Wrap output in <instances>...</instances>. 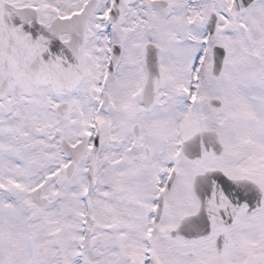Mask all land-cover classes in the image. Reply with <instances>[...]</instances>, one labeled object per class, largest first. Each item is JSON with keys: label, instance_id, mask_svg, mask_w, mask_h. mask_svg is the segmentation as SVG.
<instances>
[{"label": "flooded vegetation", "instance_id": "1", "mask_svg": "<svg viewBox=\"0 0 264 264\" xmlns=\"http://www.w3.org/2000/svg\"><path fill=\"white\" fill-rule=\"evenodd\" d=\"M15 7L34 8L26 3ZM36 11L38 22L49 25L51 20L41 22ZM140 20H135L139 27L133 25L128 32L134 40L144 36L127 43H132L128 45L134 49L131 57L142 70L132 79L118 73L123 46L115 68L109 71L115 45L111 44L102 73L96 75V89L90 85L85 50L82 81L70 93H52L41 87L26 95L14 91L12 80L7 82V92L0 100L2 264H7V258L12 264H44L43 253L27 249L33 238L27 224L38 225V234L44 227L51 228L48 238L57 239L62 228L74 224L67 197L76 193L81 197L78 222L84 227L82 235L64 249L52 240L54 248L47 251L46 264H241L236 256L246 255L252 241L264 245V76L260 97L249 95L246 102L251 131L238 141L232 136L227 153L218 135L222 153L212 151L190 159L182 144L195 131L188 134L180 113L168 109L160 72L155 100L149 97L144 49L154 44L160 56L154 43L159 29L149 27L147 18L144 23ZM59 37L65 42L69 34ZM138 46L141 51L136 54ZM170 112L176 121L172 124ZM28 161L35 170L31 183L36 182L30 189ZM210 172L240 185V189L253 187L260 199L255 209L239 204L228 225L204 234L199 233L203 225L181 224L200 207L195 179ZM31 192H35L37 202L31 200ZM44 193H53L56 200L50 202ZM6 203L13 209L1 212ZM18 222L22 226L16 242L3 231L5 225H10V230ZM260 252L264 264V246Z\"/></svg>", "mask_w": 264, "mask_h": 264}, {"label": "rangeland", "instance_id": "2", "mask_svg": "<svg viewBox=\"0 0 264 264\" xmlns=\"http://www.w3.org/2000/svg\"><path fill=\"white\" fill-rule=\"evenodd\" d=\"M5 1L15 6L26 3L40 12L41 22H48L58 15L79 10L88 0H21L23 3L20 0ZM167 1L168 8L156 12L149 6L150 0H120L119 20L112 23L107 19L111 0H97L85 28V62L92 77L90 85L94 84L96 89L99 81L96 75L102 73L105 52L111 44L123 46L124 57L118 70V73L122 72V78L132 79L134 75L142 73L131 57L134 49L128 48V45L132 43H127L143 39L144 36L134 40L132 36H128V32L130 33L133 25L138 26L135 22L138 17L143 23L147 18L149 27L159 29V33L155 32L157 37L154 43L160 50V73L164 78L163 94L168 95V109L173 113H180V118L185 120L184 128L186 126L188 134L212 127L219 134L220 140L224 141L225 147L227 146V153L233 143L232 136H236L238 141L247 135L246 132L251 131L249 110L246 107L249 95H258L259 98L261 94V75L264 76V0L257 1L243 13L237 27H232L227 17L231 0ZM211 14L216 15L217 23L214 34L208 38L207 21ZM147 39L151 37L147 36ZM213 46H221L226 51L222 71L217 78L211 74ZM138 48L136 54L141 51V46ZM92 91L93 94L96 93L94 88ZM210 99L219 100L221 106L218 109L211 108L208 104ZM172 112L169 119L171 124L176 122ZM28 163L29 161L27 189H30L36 182L31 183L35 170ZM44 195L50 202L56 200L53 193ZM70 195L67 200L70 214L74 216V224L62 228L57 239L48 238L53 229L44 227L42 233L38 234V225L36 227L34 223L27 224L28 232L33 237L27 242V249L37 255L43 253L44 264L48 258L47 251L54 248L52 240H55L58 248L64 249L74 241L78 242L82 235L84 227H80L78 222L81 197L78 193ZM60 197L64 198L65 195L61 194ZM5 205L7 207L1 212L13 209L12 204ZM9 226L5 225L3 232L10 233L12 239L19 242L18 234L22 225L19 222L13 224L10 230ZM41 236L43 239H40ZM45 243L47 247H44ZM263 246L262 241H252L250 250L246 253L248 256L238 255L236 262L242 260L241 264H262L260 249ZM4 261L0 257V264ZM7 264H12L8 258Z\"/></svg>", "mask_w": 264, "mask_h": 264}, {"label": "water", "instance_id": "3", "mask_svg": "<svg viewBox=\"0 0 264 264\" xmlns=\"http://www.w3.org/2000/svg\"><path fill=\"white\" fill-rule=\"evenodd\" d=\"M257 0H233L228 12L229 18L236 25L240 14ZM119 0H113L110 18L118 16ZM96 5V0L88 2L82 11L68 19L54 20L49 27L36 21V13L29 9H15L0 0V99L7 91V80H14V90L31 95L38 87L49 86L53 93L66 94L73 91L83 77L84 25ZM156 9L165 8V2L153 1ZM215 16L208 23L209 35L215 28ZM68 33L67 42H60L59 34ZM114 48L111 65L117 59ZM145 64L148 73L147 90L154 100L159 88L157 52L152 45L146 46ZM212 75L218 77L223 65L225 52L220 47L212 50ZM209 105L218 108L220 102L212 99ZM217 135L210 131H201L193 135L184 145L188 157L207 153L210 149L216 154L221 152ZM195 193L201 207L198 214L186 223L204 226L199 233H208L217 227L228 225L236 215L239 204L246 203L251 209L259 204L260 193L253 187L243 189L227 180L218 178L215 173L196 178ZM37 202L36 194H31ZM190 226V225H189ZM209 227L210 230H206Z\"/></svg>", "mask_w": 264, "mask_h": 264}]
</instances>
